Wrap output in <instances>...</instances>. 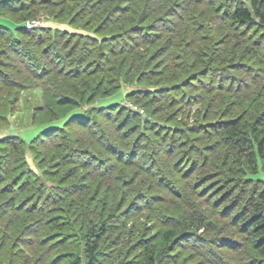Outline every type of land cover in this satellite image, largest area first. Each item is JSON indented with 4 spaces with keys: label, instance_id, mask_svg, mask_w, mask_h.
<instances>
[{
    "label": "rangeland",
    "instance_id": "obj_1",
    "mask_svg": "<svg viewBox=\"0 0 264 264\" xmlns=\"http://www.w3.org/2000/svg\"><path fill=\"white\" fill-rule=\"evenodd\" d=\"M31 1L11 2L13 5L17 3V8L22 7L18 10L14 7L0 9V24L7 23L9 29L16 24L22 25L28 16L24 27L29 22H39L38 28L27 29L35 33L20 34L16 41L28 43L27 36L30 35L35 36L34 41L41 37L46 39L39 47H24L19 41L21 45L15 48V52L20 54H16L11 51V43L7 40L8 31L2 33L6 39L0 38V84L9 75L11 82H16L19 87L0 90V140L14 136L15 140L23 138L28 142L18 148L19 151L25 150L27 167L34 176L23 198L29 192H36L41 201L36 198L33 202V207L38 206L34 209L37 214L32 215L25 214L26 210H19L15 205H7L5 209L0 207V264H88L86 247L87 243H93V238L86 237V233L94 229L100 236L103 224L105 233L96 242L93 264H136L142 257L144 246L158 247L162 234L172 228L182 232L156 264H264V257L259 253L261 245H255L259 239L253 237L245 226H237L238 219L248 215L252 204L264 192V180L250 179L251 168L247 167L243 157L237 158L233 144L220 134V123L229 119H234L244 129L255 122L264 128V26L231 24L227 20L229 10H234L239 3L250 8L249 3L245 0H236L234 4L231 0H190L180 5H184L183 10L176 8L173 16H164L165 20L170 18V24L163 28L175 32L173 45L168 51L182 56L179 62L172 61V64L194 63L190 72L197 71L198 76L176 92L161 93L158 103L142 108L141 103L148 99L136 105V100L141 98L127 99V92L164 85L162 78L168 74L186 78L189 75L186 69L182 66L185 70L179 72L171 68L163 76H157L164 71L163 66L157 65L163 60L159 57V61L154 59L147 68L153 72L149 80L137 84L134 78V82L120 85L107 96L99 93L88 99L90 92L87 91L81 100L82 105L69 104L70 98L78 99L85 88L91 90L92 87L84 86V81L93 86L101 74L92 77L83 74L77 79L66 80L58 74L59 70L76 73L80 64L78 59L84 54L80 70L88 69L89 72L98 67L100 57L97 55L104 52L103 56L107 54L109 57L110 48L118 42L111 45L106 41L102 49L85 39L77 41L72 38L71 44H64L69 39H57L55 33V43L50 39L53 33L37 31L41 25L59 23L88 30L97 36L127 32L138 25L139 14L141 20L144 12L141 5L133 17L114 23L113 18L107 20L108 15H99L97 7L76 13L69 8L67 0H47L43 5L35 1L39 5L23 9ZM168 2H150L156 11L161 10L144 21L145 30L131 33V39L126 36L123 44L129 45L137 36L157 33L152 19L157 14L164 15ZM119 3L121 0L105 6ZM169 36L165 35L162 42H166ZM192 41L194 44L190 46ZM74 44L77 48L72 52ZM153 48L144 45L142 50L150 53ZM43 51L47 52L46 56ZM30 52L35 53L36 59ZM23 55L35 60L30 70L23 66L24 62L27 63ZM101 62L100 66L104 63ZM10 63L16 69L7 67L6 64ZM102 67L108 69L111 65L105 63ZM108 87L105 84L100 91ZM45 88H50L51 97ZM15 89L20 91L18 102L10 104L8 100ZM61 98L62 104L58 103ZM173 98L181 100L180 104L163 109ZM117 103L126 108L114 126L126 121L129 107L139 115L133 122L120 127L118 135L126 137L117 141L125 150L122 161L115 159L117 153L112 155L95 148L85 132L87 129L79 126L87 124L85 127L98 128L102 124L106 133L115 137L111 125L96 116L94 106ZM163 105L161 111L152 114ZM75 108L83 111L81 117L84 119H74L76 129L71 132L76 133L70 138L76 141L83 136L90 141L72 145L83 154L77 155L78 150L68 151L64 145L51 147L50 143L64 140L58 129L43 134L31 147L30 141L40 134L41 126L62 122L65 114ZM115 108H112V117L117 114ZM146 118L149 122L157 121L158 125L154 127L145 123ZM142 120L145 121L141 125ZM150 126L154 128L148 129ZM87 149L95 152L97 160L85 152ZM168 149L173 153L163 156L170 151ZM65 156H68L66 160ZM260 174L264 178V169ZM24 182L20 180L16 190ZM7 184V181H0V189ZM6 191L10 194L9 190ZM1 196L8 197L2 193ZM46 197H50L52 204L45 205L42 210V202L49 204ZM191 213L202 221L204 227L201 230L195 232L186 225L181 226L179 220ZM39 219L41 223L34 226Z\"/></svg>",
    "mask_w": 264,
    "mask_h": 264
},
{
    "label": "trees",
    "instance_id": "obj_2",
    "mask_svg": "<svg viewBox=\"0 0 264 264\" xmlns=\"http://www.w3.org/2000/svg\"><path fill=\"white\" fill-rule=\"evenodd\" d=\"M15 0H0V9L2 8H7L11 9L14 7V9L18 10L21 9L22 7L16 6L17 3L11 4ZM40 5L44 4V2H47V0H32L29 6H24L23 9H26L27 7H32L33 5ZM116 0H93V2L90 0H67L68 6L70 9L74 10L76 13H82L86 11V9L90 8H96V11L99 15H108L107 20L112 19L115 22H119L125 18H130L133 17V14L137 11V8L139 5H141V10L144 12L141 15V20H140V14H139V19L136 15L137 24L132 30H127L125 31H116L108 35L104 36H97L96 33L90 32L85 29H76L73 28L70 25H64V24H55V25H48V26H43L41 25V28L38 29L37 31H40L42 33L44 32H50L51 35L50 39L55 42L56 37L58 38H66L69 40H65L64 44H71L70 39L76 38L78 40H87L91 43V45L95 46L96 48H103L105 46V42L108 41L111 43V45L114 42H118V44H113L112 47L110 48V56L108 57L107 54L106 56H103V53H101L99 56L97 55L98 58L97 68L91 70L88 72V69H81V64L82 61L85 60L84 54L79 57V65L77 66L76 73L68 74V72H65L64 70H59L58 74L62 76L64 79L69 80V79H77L83 74H87L86 77H92L93 75L96 74H101V77L99 78L98 81H96L95 85H91V82L84 81V86L92 87L91 90L85 88L83 92H80L78 99H71L69 100V104H73L80 106L82 105V99H84V95L87 91L90 92V99L92 96H95L99 93L101 95H109L112 93L114 90L119 88L120 85L126 84L129 85L131 82H135L137 84L141 83L145 79L149 80V76H151L150 70L148 71V66L151 65V63L154 61V59H157L159 61V57L163 59L161 62L157 63V65L163 66L164 71L160 73L157 76H163L167 71H169L171 68H173L176 71H183L186 69L188 76L186 78H181L177 77L178 75H171L168 74L167 77L162 78L163 81L166 83L164 85H155V86H146L142 89H136L135 91H129L126 94L127 99H134V97H139L141 100H136L135 104L137 105L139 101L146 100L145 103H141V107L144 108L148 104H156L159 101L158 96L161 93L167 92V91H178V89L183 88L189 84V82H192L195 76L197 75V71H192L190 69H193L195 64L194 63H178V64H172V61H180L182 56L174 54L173 51H168L169 48L172 47V42L175 37V32H170L167 31V29L163 28L166 24H170L168 21L170 18H167V20L163 19L164 16L170 17L171 15L173 16V11L174 9L178 8L183 10L184 5L180 6L182 3L185 1L190 0H168L170 3L167 9L164 11V15L157 14L156 17H154L153 20V27L158 30V32H150L151 34H144L141 35L140 37H136L134 40H130V44H123L125 41V37L127 36L128 39H131V33L137 31V30H145L146 26H143L144 21L147 19H150V15L157 13L156 9H154L151 3H156L158 0H150L149 2L147 0H130L129 4H126V1L128 0H121L122 3H119L117 6H111L107 7L105 5H109L112 2H115ZM167 1V0H164ZM230 1V0H229ZM231 4L236 3V0H231ZM249 3V7L247 8L245 5L239 3L236 8L232 11L227 12V20L233 24H238V25H254V24H259L260 26H264V4H262V0H245ZM128 3V2H127ZM193 3V2H191ZM160 4V3H158ZM157 4V7H158ZM194 4H199L200 2H195ZM123 5V6H122ZM188 6V5H187ZM16 7V8H15ZM161 7V6H160ZM148 11V13L146 12ZM146 12V13H145ZM114 15H116L114 17ZM181 14H179L180 16ZM178 16V17H179ZM146 17V18H145ZM29 18L26 17L23 19V23L21 24H16L13 29H9L8 24H0V38H5V36L2 35L4 31H8L9 33L6 37L7 40L10 41L11 43V51L13 50L15 52V48L21 45H28V46H36L39 47L46 41L44 38H39L38 40L34 41L35 36L30 35L27 36L29 42L25 41H20L17 40L19 38L20 34L27 35V34H33L36 31H28L26 27H24V21H26ZM173 18V17H172ZM171 18V19H172ZM143 19V20H142ZM167 26V25H166ZM172 26V25H171ZM57 33V35L55 34ZM54 34L56 37H54ZM170 34V36L167 38L168 40L166 42H162V39L164 38L165 35ZM10 35V36H9ZM6 39V38H5ZM161 39V40H160ZM21 43H20V42ZM162 44L160 46H157L158 44ZM56 43V42H55ZM58 43V42H57ZM194 44V41L190 42V46ZM149 46L154 48L149 52L147 50H142L143 46ZM74 46V47H73ZM72 47V52H75V49L77 46L75 44ZM23 47V46H22ZM155 47L157 50H155ZM25 50V49H23ZM28 50H26L27 53ZM141 51V52H140ZM89 52V51H88ZM16 54H20V52H15ZM31 53V52H30ZM196 53V50H195ZM32 57L36 59L35 53H31ZM34 55V56H33ZM43 55L46 56L47 52L43 51ZM196 55V54H195ZM163 56V58L161 57ZM126 57V58H122ZM23 58L27 60V63L24 62V67L28 68L30 70V67L32 68L34 66V61L33 59H29L27 55H23ZM28 58V59H27ZM130 58V59H128ZM101 61L104 63L102 66L106 63L108 65H111L108 69H104L101 65ZM63 63V62H62ZM7 67H12L16 69L15 65L6 64ZM61 65V61H60ZM182 66L185 68H182ZM61 67V66H60ZM101 67L103 69H101ZM148 68V69H147ZM27 69V70H28ZM189 69V70H188ZM205 70V69H203ZM186 74V75H187ZM3 78H6V76H3ZM8 79V80H7ZM5 80H2V83L0 84V90L1 89H13L16 87H19V85L16 82H11V78H8ZM108 84V89H104L102 91L101 88L105 85ZM169 84V85H168ZM50 87V86H48ZM58 87V86H57ZM47 90L48 97H51L49 95V89L50 88H45ZM15 93L12 94V98L8 100V102H12L15 104L18 102L17 100V95H19L20 91L19 89H15ZM9 95V94H7ZM10 96V97H11ZM64 98V96H62ZM66 98V96H65ZM191 99V98H190ZM62 98L58 103L62 104ZM89 101V100H87ZM181 100L177 101L174 98L172 100H169L168 104L164 107H157V109L152 111V114L158 113L161 111V108L163 109H168L171 108L177 104H180ZM10 103V104H12ZM191 103V102H190ZM120 103L113 104L110 106L106 107H98V105H95L94 108L96 109V116H100L107 122L108 124L111 125L113 129V134L115 137H111L109 134L106 133L104 130L105 127H102V124L99 125V127H92L88 128L85 127L87 124L79 125L84 129H87L86 134L87 136H90L92 140H90L93 145H95V148H98L99 150H105L108 151L109 154L111 153L112 155H115L117 153V156H114L117 161H122V158H124L125 155V150L124 148L118 146L117 141H123L126 137L124 135H118L120 133V127L126 126L125 123L133 122L135 118H138L139 115L137 112L132 110L131 107L127 108L129 111H127V115L125 117V122L123 124H117V121L121 119V114L122 110H124L126 107L124 105L119 106ZM84 107L86 106L83 105ZM118 109H116L115 108ZM133 106V105H132ZM112 108H115L117 110V114L112 117L111 111L114 110ZM76 109V110H75ZM73 112L69 113L68 115L65 114L64 119H62V122H52L50 124L41 126L39 128L40 134H38L35 138H33L30 141L31 147H33L36 142L40 141L41 136L43 134H47L49 131L58 129L60 130L63 135L62 138H64L63 142L61 143H50L51 147H60V145H64L65 149L76 151L79 148H75L73 146H78L81 143L85 142H90L86 141V139L82 136L79 140H72L70 138L71 135H74L76 132H71L74 131L76 128L74 127V121L76 119H82L81 115L83 114V111H79L77 108H75ZM75 119V120H74ZM84 119V118H83ZM147 120V118H146ZM77 121H85V120H77ZM89 121H92L90 119ZM141 125L144 124L145 120H142ZM150 120H147L145 123H151V126H157L158 122L157 121H152L149 122ZM260 121V120H259ZM82 122V123H83ZM88 123V122H87ZM96 123V121H95ZM89 124V123H88ZM221 126V131L220 134L223 138H225L228 143H232L233 146L232 148L237 154V158L241 159L242 157L245 160V163L248 168H251V178L252 180H257V181H262L264 178L260 174L261 170L264 169V128L263 126H258V123L255 122L249 126L248 128L244 129L238 124L237 121L234 119L231 120H223V122L220 123ZM140 124H138L139 126ZM138 126H135L136 129H138ZM148 129H152L154 127H151ZM161 126V125H160ZM147 130V129H146ZM207 130V128H206ZM151 131V130H149ZM158 132H155V135H157ZM140 139V138H139ZM42 141V140H41ZM71 141V143H70ZM0 144L3 145V147H0V181H7V186L3 187L0 189V207L4 208L5 206H16L19 208V210H26V213H29V215H32V213L37 214V212L34 210L38 205L32 206L33 202L36 201L37 194L36 192H29L24 198H23V193L28 189L29 185L32 184V178L34 176L32 175V170H29L27 167L24 154L25 150L19 151L18 148L23 145H27L28 142L24 140L23 138H19V140H15L14 136L11 137H5L0 140ZM5 144V145H4ZM70 144V145H69ZM66 145V146H65ZM73 145V146H72ZM168 149L167 151H169ZM71 152V151H70ZM87 153H91L90 155L96 159V155L94 154V151L91 150H85ZM75 153V152H74ZM77 155L83 154L82 152L80 153L79 150L76 152ZM173 153L172 150L169 152L162 154L163 156H170ZM93 154V155H92ZM85 155H88L85 153ZM66 157L65 156V160ZM79 159V158H77ZM99 161V160H98ZM12 175V176H11ZM263 178V179H262ZM25 180L23 184H21V188L17 189L15 188L16 185L19 184L20 180ZM15 189V190H13ZM6 190L10 191V194L7 193ZM1 193L7 194V198H1ZM73 196V195H72ZM47 198V197H46ZM48 197L46 201H48L49 204L42 202V210L43 208L48 207L51 203V199ZM4 199V200H3ZM38 201H41L39 198H37ZM39 204V203H38ZM5 209V208H4ZM32 209V210H31ZM41 214V212H38ZM33 214V215H34ZM181 223V226H188L191 230L193 231H198L201 230L204 225L200 219H198L194 214H187L185 215L182 219L179 220ZM41 223V220L35 221L33 224L34 226H38ZM31 224V223H30ZM32 225V224H31ZM245 226L247 228L248 232H252L253 237H257L259 240L256 241L255 245L260 244L261 247L259 248V253L262 257H264V192H261L255 203L252 204V209L248 213L246 217H240L237 221V226ZM104 224L102 225L104 229ZM100 233V236L96 234V231L94 229H90L86 233V237H91L93 238V243H87L86 251H87V260L88 264H93L96 256V251H97V244L96 242L100 240L101 235H104L105 232ZM181 229L177 228H172V229H167L163 234L162 238L160 240V243L157 246L149 244L144 246L143 251H142V257L136 264H156L158 262V259L160 256L166 252L169 247L178 239V236L181 233ZM89 233V234H88Z\"/></svg>",
    "mask_w": 264,
    "mask_h": 264
},
{
    "label": "built area",
    "instance_id": "obj_3",
    "mask_svg": "<svg viewBox=\"0 0 264 264\" xmlns=\"http://www.w3.org/2000/svg\"><path fill=\"white\" fill-rule=\"evenodd\" d=\"M39 25V22H29L26 25V29L32 30L34 28H38Z\"/></svg>",
    "mask_w": 264,
    "mask_h": 264
}]
</instances>
